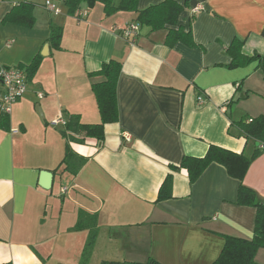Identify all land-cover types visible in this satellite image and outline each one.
I'll use <instances>...</instances> for the list:
<instances>
[{"label":"crops","instance_id":"0c3cea01","mask_svg":"<svg viewBox=\"0 0 264 264\" xmlns=\"http://www.w3.org/2000/svg\"><path fill=\"white\" fill-rule=\"evenodd\" d=\"M20 1L35 5L32 27L4 21ZM162 1L139 0L138 8ZM176 1L188 4L174 27L192 29L197 47L181 41L170 47L167 28L145 25L135 40L124 38L119 28L135 21L134 11L106 15L97 4L79 18L66 8L58 15L37 10V0H0V66L40 59L34 74L26 71L27 90L13 104L8 128L0 127V263L153 257L162 264H212L225 235L253 236L256 208L236 202L241 182L226 167L211 163L191 183L185 170L171 165L185 155L204 156L211 144L252 151L250 140L230 128L243 117L264 114V72L257 61L227 67L225 47L238 37L248 54L264 53V0ZM7 23L14 26L5 28ZM51 25L63 30L59 48L48 40ZM9 37H15L11 47L2 43ZM111 59L122 62L119 118L104 125L103 139L72 144L85 160L74 172L62 164L67 139L64 124L54 121L68 114L84 123L101 121L92 83L103 77L90 73ZM42 171L52 173L49 188L40 184ZM170 173L172 197L159 200ZM243 183L264 202V152ZM81 210L95 214L99 226L89 251L90 229L75 228ZM256 259L264 264V248Z\"/></svg>","mask_w":264,"mask_h":264},{"label":"trees","instance_id":"16d2710c","mask_svg":"<svg viewBox=\"0 0 264 264\" xmlns=\"http://www.w3.org/2000/svg\"><path fill=\"white\" fill-rule=\"evenodd\" d=\"M63 2L68 14L78 16L79 11L83 10V5L90 9L97 4L103 5L106 15L115 13L118 10L134 11L137 13L135 21L141 26H149L152 31L167 28L166 44L174 46L178 41L197 47L198 42L194 38L192 29H186L183 25L174 27L179 23L181 12L185 9L188 1L181 3L176 0H164L157 4L140 10L139 0H60ZM56 3V2H55ZM45 6V5H44ZM34 3L20 1L14 5L11 11L5 16L4 21L14 22L32 27L36 22L34 13ZM79 17V16H78ZM169 26V27H168ZM63 30L57 25H51L49 42L56 48L60 47ZM245 40L235 37L234 40L225 47L231 61L227 67L234 68L245 66L253 61H257L259 67L264 72V53L248 54L244 49ZM40 59H35L29 65L18 64L17 66L28 71L29 75L34 74ZM3 66H0V68ZM122 71V62L111 59L104 62L99 70L91 72V76L101 75L103 79L92 83V89L98 102L101 121L99 123H84L78 114H68L62 132L67 139L66 152L62 164L66 169L76 172L85 162L84 158L78 155L73 143H83L89 137L103 139L104 125L108 122L117 121L119 118V107L117 100V83ZM27 75V73H26ZM9 120L8 113L0 112V127L7 129ZM7 124V125H6ZM234 128H230L231 134L241 135L250 140L253 145L251 152H235L222 146L211 144L204 156L185 155L180 164H172L173 170H185L194 183L202 175L211 163H219L226 167L228 173L240 180L236 202L241 205L256 208V221L254 233L251 238L225 235V244L222 252L212 264H261L256 259L259 249L264 248V202L258 198L256 191L245 185L243 179L251 163L264 152V114L255 117H243L232 123ZM231 126V127H232ZM235 128L238 132L235 131ZM260 142V145H257ZM172 197V174L170 173L163 182L159 191V200ZM76 229L89 228V239L86 251L94 245L98 235V221L95 214L85 210L79 213V220ZM0 264H12V262H1ZM103 264H162L153 257L144 262H104Z\"/></svg>","mask_w":264,"mask_h":264},{"label":"built area","instance_id":"2783aa9c","mask_svg":"<svg viewBox=\"0 0 264 264\" xmlns=\"http://www.w3.org/2000/svg\"><path fill=\"white\" fill-rule=\"evenodd\" d=\"M45 7L58 15L62 13V9L53 0H45ZM200 6H197L194 11H197ZM89 14V9L79 11V18H86ZM141 31V25L136 21L127 22L119 28L120 35L124 38L135 40ZM0 82L3 85V92L0 96V112L10 113L13 104L18 101L27 90V75L24 68L19 66H3L0 68ZM38 95L42 97L43 92ZM198 100L203 103V96H199ZM65 123L64 118L54 121V124ZM128 137L129 134H126ZM67 188H63L62 192H66Z\"/></svg>","mask_w":264,"mask_h":264},{"label":"rangeland","instance_id":"374dc122","mask_svg":"<svg viewBox=\"0 0 264 264\" xmlns=\"http://www.w3.org/2000/svg\"><path fill=\"white\" fill-rule=\"evenodd\" d=\"M44 1V4H45V0H43ZM43 1L42 0H37V3H38V5H37V10L38 9H42V8H44L45 6L43 5H41L42 3H43ZM53 1H55L56 2V4H58L59 6H61V8H62V10H65V6H64V4H63V2H61L60 0H53ZM46 10H48V9H46ZM51 12V11H50ZM53 13V12H52ZM54 14V13H53ZM56 15V14H55ZM5 25V28H8V27H11V26H14V25H10L9 23H7V24H4ZM1 28H3V27H1L0 26V31H2L3 29H1ZM13 39H15V37H13V38H8V39H6L4 42H2L3 44L5 43V45L7 46V47H11L12 45H13V43H14V40ZM2 47V46H1Z\"/></svg>","mask_w":264,"mask_h":264},{"label":"water","instance_id":"95a60500","mask_svg":"<svg viewBox=\"0 0 264 264\" xmlns=\"http://www.w3.org/2000/svg\"><path fill=\"white\" fill-rule=\"evenodd\" d=\"M257 145H260V142H257ZM52 173L49 171H42L40 175V184L44 188H49L51 185Z\"/></svg>","mask_w":264,"mask_h":264}]
</instances>
